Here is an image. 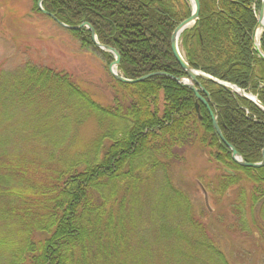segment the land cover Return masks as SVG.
I'll return each instance as SVG.
<instances>
[{
	"label": "trees",
	"instance_id": "16d2710c",
	"mask_svg": "<svg viewBox=\"0 0 264 264\" xmlns=\"http://www.w3.org/2000/svg\"><path fill=\"white\" fill-rule=\"evenodd\" d=\"M32 1L31 12L49 19ZM198 2V21L179 38L182 58L264 106V62L252 41L261 1ZM41 6L65 26L89 25L98 44L118 53L116 71L126 80L186 77L170 38L191 16L188 0H43ZM64 30L107 67L113 62L94 47L86 27ZM259 44L264 54V34ZM168 76L123 84L109 75L112 100L102 106L66 72L28 63L0 72V264H243L222 250L227 234L264 251V166L234 163L205 107ZM199 83L224 141L244 163L261 162L264 112ZM90 119L97 132L80 153L78 131ZM189 149L212 165L210 176L197 179L220 207L213 216L196 209L173 181Z\"/></svg>",
	"mask_w": 264,
	"mask_h": 264
},
{
	"label": "rangeland",
	"instance_id": "374dc122",
	"mask_svg": "<svg viewBox=\"0 0 264 264\" xmlns=\"http://www.w3.org/2000/svg\"><path fill=\"white\" fill-rule=\"evenodd\" d=\"M32 0H0V72H11L26 63L71 75L77 84L93 95L95 102L107 106L112 100L111 79L103 57L81 49L78 41L44 16L31 12ZM97 132L93 119L78 131V152H86ZM184 164L172 170L173 181L187 191L196 209L203 208V197L196 185L200 175L212 173L206 156L196 149L185 153ZM226 205V202H222ZM210 215L219 213L213 205ZM219 211V212H218ZM222 250L230 259L243 264H264V251L252 250L246 240L226 235ZM239 249L248 250L247 257ZM232 254V255H231Z\"/></svg>",
	"mask_w": 264,
	"mask_h": 264
},
{
	"label": "water",
	"instance_id": "95a60500",
	"mask_svg": "<svg viewBox=\"0 0 264 264\" xmlns=\"http://www.w3.org/2000/svg\"><path fill=\"white\" fill-rule=\"evenodd\" d=\"M42 1L43 0H38L36 6L38 8V10L45 16L49 17L51 20H53L55 23H57L61 28L69 30V31H76L78 29L84 28L86 27L89 31H90V36H91V41L94 45V47L98 50H100L101 52L104 53H108L110 55L113 56V62L108 66V72L109 74L112 76V78L120 83L123 84H135V83H141L149 78L152 77H156V76H168L166 74L163 73H156V74H149L146 75L142 78H139L137 80H126L123 77L119 76L116 72V69L119 66V62H120V57L118 55V53L109 47H105L102 46L100 44L97 43L96 41V37L94 34V31L89 27V25L87 24H81L78 27H68L65 26L61 23H59L53 15L47 14L46 12H44V10L42 9ZM191 4V8H192V13L191 16L186 19L185 21H183L182 23H180L172 32L171 38H170V50L171 53L175 59V61L177 62V64L179 65V67L181 68V70L184 72L185 74V78H175L172 76H168L169 78H171L177 85L183 86L184 88L190 90L193 92L197 102L199 104H201L202 106H204L208 112V115L210 117L211 120V126H212V130L214 132V134L221 140V142L228 148V150L230 151L231 154V160L238 164L241 167L244 168H261L264 166V148L261 152V162L259 163H255V164H246L242 161L240 155L230 146L228 145L225 141L224 138L222 137V134L219 130V127L217 125L216 122V118L214 116V114L212 113V111L210 110L207 101L202 98V96L200 95L201 93H204L206 95V97L208 98V94L205 93L204 89L201 88V85L199 83V80L204 81V82H208L211 84H214L216 86H218L221 89L226 90L230 95L236 97H240L250 103H252L255 107H257L259 110H261L262 112H264V106L253 96L246 94L243 90L225 83V82H221L217 79H214L208 75H205L199 71H195L192 68H190L188 66V64L184 61V59L182 58V55L180 54V50H179V38L181 36V34L187 30L188 28H190L192 25H194L197 21H198V16H199V2L198 0H188ZM261 1V7L259 10V14H258V18H257V22H256V26L252 32V41H253V46H254V50L258 56V58L264 62V55L262 54V52L260 51L259 47L256 45V33L258 31V29H263L264 30V25H262V18H263V13H264V0H260ZM199 29V27H198ZM195 108H198V104H195ZM196 185L203 197V203L205 206V209L209 212L212 213V210L210 208L209 205V197L207 192L205 191V189L203 188V186L200 184V182L196 181Z\"/></svg>",
	"mask_w": 264,
	"mask_h": 264
},
{
	"label": "bare ground",
	"instance_id": "6f19581e",
	"mask_svg": "<svg viewBox=\"0 0 264 264\" xmlns=\"http://www.w3.org/2000/svg\"><path fill=\"white\" fill-rule=\"evenodd\" d=\"M262 25H264V13H263V18H262ZM259 33H257V36H258ZM203 98V97H202ZM208 103V102H207ZM209 106V105H208ZM210 108V107H209ZM206 109V108H205ZM211 110V109H210ZM208 113V112H207ZM262 157V156H261Z\"/></svg>",
	"mask_w": 264,
	"mask_h": 264
}]
</instances>
